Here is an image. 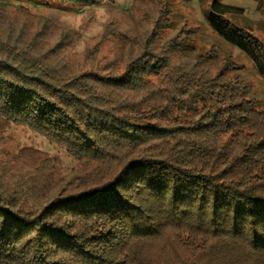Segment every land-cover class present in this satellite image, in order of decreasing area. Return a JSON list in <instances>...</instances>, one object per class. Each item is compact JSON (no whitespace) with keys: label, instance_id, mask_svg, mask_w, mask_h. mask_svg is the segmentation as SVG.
<instances>
[{"label":"trees","instance_id":"trees-1","mask_svg":"<svg viewBox=\"0 0 264 264\" xmlns=\"http://www.w3.org/2000/svg\"><path fill=\"white\" fill-rule=\"evenodd\" d=\"M240 12L212 0L206 17L264 79V43L228 17ZM166 64L144 50L121 73L61 82L31 57L0 61V124L107 166L49 194L0 185V264H264V111L220 73L168 69L157 86Z\"/></svg>","mask_w":264,"mask_h":264},{"label":"rangeland","instance_id":"rangeland-1","mask_svg":"<svg viewBox=\"0 0 264 264\" xmlns=\"http://www.w3.org/2000/svg\"><path fill=\"white\" fill-rule=\"evenodd\" d=\"M211 1L0 0V61L31 57L47 78L66 82L90 72L121 73L148 50L167 56L166 67L149 76L157 86L167 83L168 69L220 73L247 86L246 97L264 111V79L245 52L210 26ZM220 1L239 7V14L228 17L264 43V0ZM93 91L113 100L122 96L99 84ZM128 97L137 99L135 92ZM28 149L38 152L33 160ZM106 167L74 155L27 123L0 124V185L7 192L53 193L75 174L93 178Z\"/></svg>","mask_w":264,"mask_h":264}]
</instances>
